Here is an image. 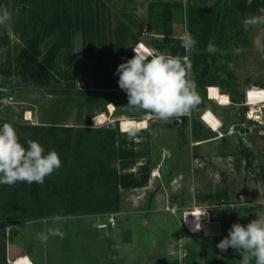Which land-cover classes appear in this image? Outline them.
<instances>
[{
	"label": "rangeland",
	"instance_id": "rangeland-1",
	"mask_svg": "<svg viewBox=\"0 0 264 264\" xmlns=\"http://www.w3.org/2000/svg\"><path fill=\"white\" fill-rule=\"evenodd\" d=\"M0 8L11 13L0 26V126L11 123L22 144L38 141L62 161L42 185H0V264H240L216 245L232 224L264 215V121L246 117L264 105V19L242 23L264 17V0H0ZM186 32L197 41L191 49L181 46ZM138 41L189 57L201 97L190 116L162 121L125 107L116 69ZM209 41L219 51L207 52ZM19 55L28 74H17ZM41 66L42 78L31 76ZM211 85L228 105L208 99ZM206 106L218 132L199 119ZM100 110L110 121L96 125ZM122 116L147 127L130 136ZM134 176L141 181L125 186ZM195 206L219 221V234L183 226L182 212ZM113 214L112 227H97ZM49 227L65 235L41 243L37 233Z\"/></svg>",
	"mask_w": 264,
	"mask_h": 264
},
{
	"label": "clouds",
	"instance_id": "clouds-1",
	"mask_svg": "<svg viewBox=\"0 0 264 264\" xmlns=\"http://www.w3.org/2000/svg\"><path fill=\"white\" fill-rule=\"evenodd\" d=\"M10 19V11L0 8V26L6 25ZM262 19L264 17L246 16L242 23L247 29ZM196 43L190 33L181 37V46L185 49L195 47ZM132 51L134 55L116 69L118 86L128 100L125 107L129 111L150 113L162 121L190 116L200 105L201 97L192 77L193 66L189 57L160 53L142 44L132 47ZM206 51L215 53L219 49L209 41ZM137 131L133 127L129 135H135ZM61 166V158L54 149L45 153L44 147L35 140H28L25 146L11 123L0 126V185L14 186L18 182L42 185L45 178ZM51 219L57 223L63 218L53 216ZM64 235L59 228L49 227L37 233L36 238L46 243L50 236L63 238ZM216 246L221 252L232 248L240 256V264H252L253 261L254 264H264V215L257 216L246 226L238 222L232 224L228 235Z\"/></svg>",
	"mask_w": 264,
	"mask_h": 264
},
{
	"label": "bare ground",
	"instance_id": "bare-ground-1",
	"mask_svg": "<svg viewBox=\"0 0 264 264\" xmlns=\"http://www.w3.org/2000/svg\"><path fill=\"white\" fill-rule=\"evenodd\" d=\"M139 42H142V41H139ZM142 43H139V44H142V45L147 46L144 42H142ZM207 97H208V99L214 100L216 103H218L220 105H228L230 103L229 96L226 93H222L218 89L217 86H213V85L209 86V88L207 89ZM255 101L257 102L259 100L258 99L257 100L255 99ZM254 110H256L254 107L250 109L249 112H250L251 115L254 112ZM100 111L101 112L97 113L93 117V119H92V121L96 125L101 124V123H103L105 121H110V118L108 117V115L105 114L104 112H102V110H100ZM257 117L259 119L262 118V116H260V114H258ZM118 121H119V127H120V129L122 131H128L129 132V130L131 128H133V127L137 128L138 130L147 127V119L146 118L133 119V118H130V117H124V116H122V117L118 118ZM193 209L190 210V211L185 210V211H187L185 213V221H186V224H187V227L189 228V230L191 232H196L200 228V227L197 228V225L199 224L200 219L206 218L205 217L206 213L203 212V211H201V209L198 208V207H195ZM203 213H205V214L204 215H201ZM197 218H199V219H197ZM23 263H24V259L21 258V257L17 258L16 261L14 262V264H23Z\"/></svg>",
	"mask_w": 264,
	"mask_h": 264
},
{
	"label": "built area",
	"instance_id": "built-area-1",
	"mask_svg": "<svg viewBox=\"0 0 264 264\" xmlns=\"http://www.w3.org/2000/svg\"><path fill=\"white\" fill-rule=\"evenodd\" d=\"M149 35H152L151 33H150V31L149 30H147V29H144L143 31H142V36H149ZM140 42L138 41L137 43H136V45L137 44H139ZM136 45H134V46H136ZM133 46V47H134ZM209 88V86L207 87V89ZM255 109L259 112V114H260V116H264V105L262 106V107H255ZM250 108L246 111V117L248 118V119H250V120H254V121H259V122H262V121H264V120H261V119H259V118H254L251 114H250ZM204 111L203 112H201L200 113V115H199V118H200V120L206 125V126H208V124L203 120V116H204ZM152 176H156V175H158V170H153L152 171V174H151ZM240 197H241V195H240ZM196 207V206H195ZM194 207V208H195ZM198 208H200V207H198ZM193 209V208H192ZM192 209H190V210H192ZM201 209V208H200ZM190 210H188V211H190ZM194 210V209H193ZM201 211H203V212H206V210L204 211L203 209H201ZM187 211H183L182 212V215H181V223L183 224V226H185L188 230H189V228L187 227V224H186V221H185V213H186ZM205 217L206 218H204V219H200V222H199V225H200V228H199V230L201 229L202 230V228H203V224H204V222H209V221H212V219H210V216H209V214L206 212V215H205ZM115 224V217H114V214L113 215H110L108 218H107V220L106 221H102V222H99L98 224H97V227L98 228H107V227H112L113 225ZM198 230V231H199ZM190 231V230H189Z\"/></svg>",
	"mask_w": 264,
	"mask_h": 264
},
{
	"label": "trees",
	"instance_id": "trees-1",
	"mask_svg": "<svg viewBox=\"0 0 264 264\" xmlns=\"http://www.w3.org/2000/svg\"><path fill=\"white\" fill-rule=\"evenodd\" d=\"M230 1H232V0H230ZM223 3V1L220 3V4H222ZM251 8H254V5H253V3H248V4H246V9H251ZM219 10V9H218ZM245 10V9H244ZM218 13H219V11H218ZM217 13V14H218ZM25 51V50H24ZM182 53H183V51H182V49L180 50V48H179V56H181L182 55ZM26 59H27V56L25 55V56H22V55H19V58H18V70H17V74H19V75H25V74H28V72H29V67H28V64H27V62H26ZM42 72H43V66H41L39 69H37L31 76H34V77H37V78H39V77H41L42 78V76H43V74H42ZM200 73H201V71L199 72V71H195V75H196V78L198 79V78H200ZM141 181V179L139 178H137V177H132V182H131V184H124L125 186H127V185H136V184H138L139 182Z\"/></svg>",
	"mask_w": 264,
	"mask_h": 264
},
{
	"label": "water",
	"instance_id": "water-1",
	"mask_svg": "<svg viewBox=\"0 0 264 264\" xmlns=\"http://www.w3.org/2000/svg\"><path fill=\"white\" fill-rule=\"evenodd\" d=\"M259 112L257 110H254V112L252 113V116L254 118H258ZM261 120H264V116L262 118H260ZM173 124H177V120L174 119L173 120ZM202 232L204 235H215V234H219L220 233V224L219 221L217 220H212L209 222H204L203 224V228H202Z\"/></svg>",
	"mask_w": 264,
	"mask_h": 264
},
{
	"label": "crops",
	"instance_id": "crops-1",
	"mask_svg": "<svg viewBox=\"0 0 264 264\" xmlns=\"http://www.w3.org/2000/svg\"><path fill=\"white\" fill-rule=\"evenodd\" d=\"M148 30V29H147ZM151 33V32H150ZM161 33H168V32H165V31H163V32H161ZM152 35H154L153 33H152ZM152 35H149V36H152ZM150 48V47H149ZM209 100H211V99H209ZM216 105H219L218 103L216 104ZM220 106H222V105H220ZM205 113H204V116H203V120L208 124V128H209V130H211L212 132H218L219 131V128H220V126H221V120H220V118H218L213 112H212V110H211V108L209 107V106H206L205 107ZM195 115L196 116H198V114L197 113H195ZM212 116H215V118H218L219 119V125L218 126H216V127H214L215 125L214 124H212L211 122H212V120L210 119V118H212ZM200 119V118H199ZM147 122H148V120H147ZM202 122V121H201ZM216 129V130H215ZM221 135V134H220ZM208 139V138H207ZM205 140H206V138H205ZM205 140H201V141H205ZM198 143H201L200 141H197L195 144H198ZM27 255V254H26Z\"/></svg>",
	"mask_w": 264,
	"mask_h": 264
},
{
	"label": "snow or ice",
	"instance_id": "snow-or-ice-1",
	"mask_svg": "<svg viewBox=\"0 0 264 264\" xmlns=\"http://www.w3.org/2000/svg\"><path fill=\"white\" fill-rule=\"evenodd\" d=\"M249 95L251 96L252 94L250 93Z\"/></svg>",
	"mask_w": 264,
	"mask_h": 264
}]
</instances>
